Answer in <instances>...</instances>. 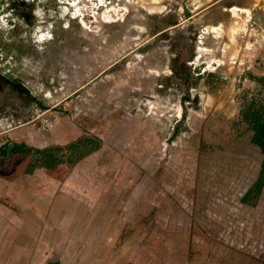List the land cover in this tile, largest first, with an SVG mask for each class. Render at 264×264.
<instances>
[{
  "label": "rangeland",
  "instance_id": "rangeland-1",
  "mask_svg": "<svg viewBox=\"0 0 264 264\" xmlns=\"http://www.w3.org/2000/svg\"><path fill=\"white\" fill-rule=\"evenodd\" d=\"M165 1L138 0L119 22L89 29L51 1L36 11L67 27L55 35L50 22L13 37L0 19V74L16 83L1 82L0 132L31 148L0 160V262H38L41 233L60 230L74 246L67 259L89 264H264V150L245 116L264 107V0L229 1L252 14L209 1L232 17L203 36L188 16L166 29L179 20L164 17ZM171 38L200 56L180 76L191 88L183 107ZM206 68L217 82L200 79ZM49 219L55 234L44 235Z\"/></svg>",
  "mask_w": 264,
  "mask_h": 264
},
{
  "label": "flooded vegetation",
  "instance_id": "flooded-vegetation-1",
  "mask_svg": "<svg viewBox=\"0 0 264 264\" xmlns=\"http://www.w3.org/2000/svg\"><path fill=\"white\" fill-rule=\"evenodd\" d=\"M51 1H55L56 3H58V5L63 6L66 9V14H67V16H69L68 22H69V20L76 21L84 29H87L88 27L85 28V26H83V23L81 22L80 18L78 17V13L83 14V19H85V23L87 25H89V28L93 27V26L102 27L103 25L101 24V22H103V24H104V23H106L107 19L109 21L115 20L116 21L115 23L119 22L121 19L120 15L122 14L121 10L123 8L125 9V7H126V13L129 14V13L133 12L134 8H137L136 5H138V3H139L138 0H85V1L84 0H0V19L5 18L8 21L10 20V22H8V29L11 31L10 34L13 37H14V32L17 31L16 34L18 35L19 31H20V33L22 32L21 30L24 31V26H23L24 24L31 25L27 29L31 35L33 29H35L38 26L43 25V24L44 25H43L42 32H44L46 30L47 24H49L50 22L53 25L52 27L50 26V29H51L50 32L52 35H55L57 31H62L63 29H66L67 27L62 25L61 23H59L58 18L52 20L51 18L45 17L46 20L41 21L40 20L41 18L37 15V11H36V8L38 10H40L41 12L43 11V9L45 11H49L52 8H55L52 6V4L49 5ZM193 1L194 0H174L173 3L176 6H172L173 9L171 10L169 0H166L165 2H163V6L166 7L168 14L165 15L164 17L170 19V16H175V17H178V20L180 22L183 17L190 16L192 13V10L195 8L196 9L211 8V10H209V12L205 16L210 15V16H212V18L217 17V9L215 7L217 2L210 4V3H212V2H209L211 0H200L199 2H196V3H193ZM229 1H232V0H227V1L225 0V2H223L222 4H224L225 6H228V4L230 3ZM78 6H80V8H84V10L87 12V16L83 12H77ZM176 7H177V10L175 11ZM180 8L184 11L182 13V15L179 14ZM189 8H191V10H189ZM178 9H179V13H178ZM112 11H113V14L115 16H117L116 19L110 17L109 14ZM147 12L149 13L148 16H150L151 15L150 12L149 11H147ZM14 18H15V20H13ZM50 19H51V21H50ZM62 20H64V19H62ZM1 21L3 22V20H1ZM66 22H67V20H66ZM107 23L110 24L109 22H107ZM174 24H176V23L174 22ZM171 25L172 24L167 23V26L165 28L168 29ZM199 33H200V31H195L194 36L197 37V35ZM8 34H9V32H8ZM171 40H172V38H171ZM169 42L171 43L169 45V49H170L169 52H171L172 58L175 60V63L172 64V67L170 66L171 72H169V73L172 74V72H173L172 76L174 75L175 78L177 79L176 83L178 84L179 89H181L184 92V95L180 94V95H178L177 98L175 97L174 102L179 104L180 107H183V99H184V96L186 95V90L187 91L190 90V93H191V88L185 87L186 80L185 79L183 80V78H181L180 76L183 75L182 71H188V73L192 74L193 70L196 69L195 66L197 65L195 61L200 59V56L194 57L192 55H189L190 52H195V50L194 51L192 50V48H193L192 46H189V48H188V46H186L185 42L180 43V45L178 47L179 49H177V50L174 49L175 41L172 40ZM195 47H196V45H195ZM180 48H184V49L181 50ZM186 49H188L189 51H187ZM185 52H187V53H185ZM180 53H182V54H180ZM21 60L18 62L16 61L15 63L20 65ZM10 61L14 65L13 59H11ZM193 67H194V69H193ZM36 73L37 72H34V74H36ZM37 74H39V73H37ZM200 76H201L200 77L201 80H203V79L209 80V79H211V77H215V79H212V81L217 82L216 75L210 74V71L208 70V68L204 69V72ZM2 77H5V76L0 74V81L2 80L1 79ZM194 79L196 81H198L196 78H194ZM191 80L192 79H190V82H191L190 84H193V82L195 80L194 81H191ZM208 83L210 84V81ZM182 87H183V89H182ZM22 94L23 95L28 94L30 97H33L35 95L32 92L30 94L27 91L22 92ZM169 97H171V96H169ZM194 98H196V97H194ZM168 101H170V100H168ZM32 103L35 104L36 100L32 101ZM148 104H149V102L145 103V107L148 106ZM186 105H187V103H186ZM76 116H79V115L77 114ZM2 148L4 149L5 146H2ZM22 148H24V147H22ZM9 149H11V148H9ZM4 152H5V150H4ZM263 162H264V159H263ZM263 168H264V166L262 167V169ZM255 259H257V258H255Z\"/></svg>",
  "mask_w": 264,
  "mask_h": 264
},
{
  "label": "crops",
  "instance_id": "crops-1",
  "mask_svg": "<svg viewBox=\"0 0 264 264\" xmlns=\"http://www.w3.org/2000/svg\"><path fill=\"white\" fill-rule=\"evenodd\" d=\"M227 1V0H226ZM223 2H225L224 0L222 1V3ZM221 3V4H222ZM222 5H224V4H222ZM238 6V7H237ZM215 7H216V9L218 8V5H215ZM224 7V8H223ZM220 6L219 8L221 9V11L223 10V11H225V9H228L229 10V12L232 14V12H233V9L235 8V7H237V8H242L243 10L242 11H245V10H247V11H249V12H251V14H252V11L251 10H253V6L252 5H249V4H247V3H245V2H243V3H241V5L240 4H234V5H232V6H230V5H228V6ZM209 10H211V8H200V9H193L192 10V13H191V16H192V18L190 19V20H192V21H190L191 22V24H194V25H197V27L198 26H200V28L199 29H202V30H204V31H206V32H202L201 31V34H202V36H203V34L204 35H206V33H207V31H208V29H210V31H212L214 28L215 29H218V28H220V26L221 25H223V24H225L226 25V22H227V20H228V18H229V16L230 17H232V15H226V17L225 18H223V16H222V14L221 15H219L218 13H217V17L216 18H212V16H205L208 12H209ZM240 10V9H239ZM218 11V10H217ZM182 13V12H181ZM223 13V12H222ZM194 14V15H193ZM211 14V13H210ZM182 15V14H181ZM219 19H224V21H220ZM186 21H187V23H188V20H187V18L186 17H183L182 18V20L178 23V24H176V25H171L169 28H171V29H176V28H180V27H186L187 26V24H186ZM219 22H221V23H219ZM231 22V21H230ZM216 23H219L218 25H213V24H216ZM232 23V22H231ZM224 26V25H223ZM232 27H233V25H231ZM170 29V30H171ZM263 33H264V29H263V31H262ZM212 33V32H211ZM216 37V36H215ZM202 38V37H201ZM9 64H11V63H9ZM11 65H13V64H11ZM18 66V67H17ZM21 66V69H23V72H24V70H25V66H24V64L23 63H21L20 62V65H14V67H16V68H18V71L20 72V67ZM3 67H5V64L3 65ZM15 68V69H16ZM199 72V71H198ZM204 72V69L203 70H201L200 72H199V74H201V73H203ZM2 80L0 81V87H1V82L2 83H5V81H7V83L9 84V85H12V86H14V84H16L14 81H12V80H10V79H7V78H5V77H2L1 78ZM6 79V80H5ZM17 90H19V88H17ZM18 103L17 104H20V101H17ZM32 105H35L34 103H31ZM20 110V109H19ZM22 110V109H21ZM20 113H23V111H20V112H18V114H20ZM8 120H10V119H8ZM13 133H11V135H12ZM9 137V138H8ZM8 139H12V140H14V138H11V136H10V132H4V133H1L0 132V150H1V148H2V146H5V144H7L8 146H10L9 148H11V150H13L14 149V147H15V145H19V144H16L14 141H16V140H14V141H11V140H8ZM9 141H11L10 143H9ZM5 142H7V143H5ZM11 152V151H10ZM16 154H19V153H16ZM0 160L2 161V162H4L5 161V154L4 153H0ZM4 205V204H3ZM1 214H3V216H5V205L4 206H2V208H0V215ZM51 221V219H49V220H43V222L45 223V225H47L48 227L46 228L47 230H43L42 232L44 233V235L47 233V231L48 232H51V233H53V234H55L54 232H53V230L51 231V227H52V223L50 222ZM43 227H45V226H43ZM56 231V230H55ZM57 232H60V230H57L56 231V234H55V236H51V237H49L48 235H47V237H44L43 235H42V233H41V236H42V238H41V242H42V244L43 245H41L40 246V249H38L37 251H38V253L36 254V258L39 260L38 262H36V261H32V260H30V261H28V262H26L25 260L24 261H21V263H16L15 261V259H18V257L17 256H14L13 255V257H12V259H11V264H89L90 262L88 261V262H82V261H78V259L77 258H75L74 260H72L71 258H69V259H67L69 256L66 254V253H62V249H64V248H67V245L68 244H70V245H72L73 246V243H70L69 241L68 242H66L67 240H65V238L61 235V234H59V233H57ZM59 234V235H58ZM38 239H39V236H38ZM78 245H81V243H79ZM74 247V246H73ZM57 249V252H55V253H52L51 255L49 254L50 253V250H52V249ZM1 249H5V248H1ZM72 249V248H71ZM72 251H74V248H73V250ZM71 251V252H72ZM74 254L75 253H77V251H75V252H73ZM73 253H70V254H73ZM73 254V255H74ZM0 257L2 258V260H4L5 259V252H1L0 253ZM35 262V263H34ZM0 264H5V262H0Z\"/></svg>",
  "mask_w": 264,
  "mask_h": 264
},
{
  "label": "trees",
  "instance_id": "trees-1",
  "mask_svg": "<svg viewBox=\"0 0 264 264\" xmlns=\"http://www.w3.org/2000/svg\"><path fill=\"white\" fill-rule=\"evenodd\" d=\"M264 81V80H262ZM246 119L249 124V126L253 129L254 131V136H253V142L261 147L264 150V107L261 108L260 110H255L254 112L249 110ZM10 146L5 144V148H1L0 152L7 154H16V153H26L30 151L31 148H28L24 145H15V148L13 150L9 149ZM24 147V148H22ZM5 150V152H4ZM11 151V152H10ZM50 150H40L39 153H42L44 155L48 154ZM51 159H53V155L50 154ZM264 163V162H263ZM48 166L55 167L54 162L51 161L47 164ZM264 166V164H263ZM264 172V169H263ZM254 261H257L255 258L253 259ZM253 262V261H252Z\"/></svg>",
  "mask_w": 264,
  "mask_h": 264
},
{
  "label": "built area",
  "instance_id": "built-area-1",
  "mask_svg": "<svg viewBox=\"0 0 264 264\" xmlns=\"http://www.w3.org/2000/svg\"><path fill=\"white\" fill-rule=\"evenodd\" d=\"M78 17L80 18V20H81V22L83 23V26H85V28L87 27L86 25H85V19H83V14L82 13H78ZM25 66V65H24ZM26 67V66H25ZM34 71V70H33ZM28 85H29V83H28ZM33 93V92H32ZM34 94V93H33ZM153 105V104H152ZM154 106V105H153ZM152 106V108L153 109H155V107H153ZM168 104H167V107H166V105H165V112H167V113H170V111H171V109H168ZM155 110H157V109H155ZM153 111L150 109V113H149V115H151L152 117L155 115V114H157L156 112H153ZM172 115H170V117H171ZM180 119V118H179ZM2 125H0V127H1Z\"/></svg>",
  "mask_w": 264,
  "mask_h": 264
},
{
  "label": "bare ground",
  "instance_id": "bare-ground-1",
  "mask_svg": "<svg viewBox=\"0 0 264 264\" xmlns=\"http://www.w3.org/2000/svg\"><path fill=\"white\" fill-rule=\"evenodd\" d=\"M155 10H156V9H155V8H153V9H152V12L154 13V12H155ZM157 10H158V11H160V9H157Z\"/></svg>",
  "mask_w": 264,
  "mask_h": 264
},
{
  "label": "water",
  "instance_id": "water-1",
  "mask_svg": "<svg viewBox=\"0 0 264 264\" xmlns=\"http://www.w3.org/2000/svg\"><path fill=\"white\" fill-rule=\"evenodd\" d=\"M188 18H190V19H191V18H192V16L190 15V16H188Z\"/></svg>",
  "mask_w": 264,
  "mask_h": 264
}]
</instances>
